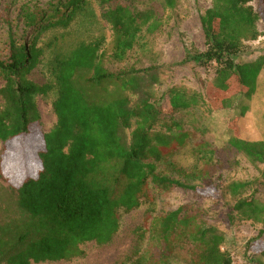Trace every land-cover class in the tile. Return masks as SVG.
<instances>
[{
    "label": "trees",
    "instance_id": "trees-1",
    "mask_svg": "<svg viewBox=\"0 0 264 264\" xmlns=\"http://www.w3.org/2000/svg\"><path fill=\"white\" fill-rule=\"evenodd\" d=\"M140 1H95L110 28V43L104 46L105 38L100 36L66 53H53L46 67L49 81L44 85L29 79L44 60L45 49L38 47L42 34L53 28L67 29L79 17L90 21L92 5L89 0H51L45 9H19V19L32 30L20 46L12 43L0 55V180L8 184V198L0 205V264L82 258L83 245L103 246L112 241L119 230L120 213L153 204L175 189L199 192L209 186L212 151L202 150L207 143L197 141L173 116L206 106L204 96L176 86L159 94L156 72L113 73L108 68L122 62L143 33L159 31L165 23L162 13L176 6L175 0H159V13L151 6L140 9ZM252 2L213 0L200 16L205 50L189 57L214 70L210 88L219 96L214 109H230L239 98L250 101L264 72V56L253 62L236 61L245 43L259 37L257 24L264 11ZM232 85L238 92L229 97ZM52 91L56 124L42 133L35 98ZM246 111L243 106L239 114L244 116ZM29 135L41 139L29 155L36 165L24 166L22 179L15 182L1 151ZM191 140L198 148L200 168L187 173L173 158ZM228 145L250 163L264 165V141L231 135ZM261 180L264 187V170ZM249 186L240 181L224 186L232 204L227 216L230 223L240 219L262 226L261 246L248 252L264 261V204L253 196L244 197ZM137 231V250L124 264H177L181 247L189 248L187 264H232L229 253L222 250L224 236L192 207L148 213Z\"/></svg>",
    "mask_w": 264,
    "mask_h": 264
},
{
    "label": "rangeland",
    "instance_id": "rangeland-1",
    "mask_svg": "<svg viewBox=\"0 0 264 264\" xmlns=\"http://www.w3.org/2000/svg\"><path fill=\"white\" fill-rule=\"evenodd\" d=\"M49 1L51 0H0V55L6 54L12 43L20 46L24 37L29 36L32 30L26 29L24 22L19 19V9L24 6L31 10L45 9ZM95 1L97 2V0H89L94 12L90 21L88 18L79 17L67 29L53 28L42 34L38 47L45 49V55L42 63L29 76L33 83L44 85L49 81L46 67L53 53H66L80 42H89L100 36L105 38L104 46H108L111 41V31L100 17V10ZM158 1L141 0L140 9L151 6L162 13ZM175 1L176 6L173 10L162 13L164 26L152 34L143 33L134 50L122 62L111 64L108 68L113 73L129 69H149L156 72L159 79L157 88L159 94L167 88L176 86L199 92L204 96L208 106L176 113L173 116L183 123L185 130L196 135L197 141L207 143L208 146H204L202 150L212 151L208 155L213 165L208 170V188L204 187L199 192L175 189L157 197L153 204L143 203L129 213H120L119 230L109 244L99 246L95 243H87L82 246L84 251L82 258L38 264H124L137 250L139 238L137 230L142 226L148 213L159 215L183 206L201 211L203 220L208 225L215 226L224 236L222 250L229 253L232 264H264L262 259L248 252V249L256 251L261 246L262 238L259 237V233L262 226L240 219L230 223L227 215L232 204L224 190V186L232 181L248 182L250 186L245 191L244 197L253 196L255 200L264 204V187L260 185L264 165L250 163L228 145L231 135L250 142L264 141V72L258 78L256 93L250 101L239 98L234 100L230 109H214L212 105L217 98L219 99L210 88L215 76L214 70L201 67L189 57L193 52L205 50L200 16L211 7L213 0ZM252 5L259 11H264V0H253ZM257 27L258 39L245 43L246 49L236 60L237 62H253L264 56V12ZM1 86L2 83L0 88ZM237 92L236 86L232 85L228 96L231 97ZM54 100V91L35 98L40 115L39 129L42 133H48L56 124L52 106ZM243 106L247 107V111L241 116L239 113ZM40 144L41 139L38 135H29L18 143L9 145L7 151L2 148L1 152L8 160V172L15 182L22 179L24 166L36 165L35 162L30 161L29 155ZM194 146V140L189 141L173 158L175 165L187 173L200 168L196 155L198 148ZM173 177L183 179L178 175ZM192 183L200 185L199 181ZM7 188L8 184L0 180V205H4L8 198L5 192ZM188 249L181 247V253L176 254L177 264L188 263L186 255Z\"/></svg>",
    "mask_w": 264,
    "mask_h": 264
}]
</instances>
